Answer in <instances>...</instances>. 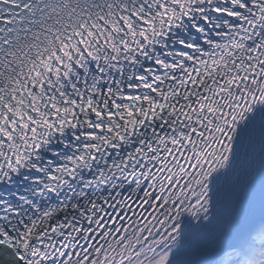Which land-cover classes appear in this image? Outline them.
<instances>
[{
	"label": "snow or ice",
	"instance_id": "1",
	"mask_svg": "<svg viewBox=\"0 0 264 264\" xmlns=\"http://www.w3.org/2000/svg\"><path fill=\"white\" fill-rule=\"evenodd\" d=\"M0 264H264V0H0Z\"/></svg>",
	"mask_w": 264,
	"mask_h": 264
}]
</instances>
